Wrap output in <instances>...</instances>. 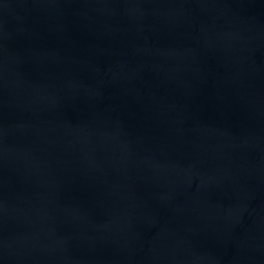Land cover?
Here are the masks:
<instances>
[{
  "label": "water",
  "instance_id": "1",
  "mask_svg": "<svg viewBox=\"0 0 264 264\" xmlns=\"http://www.w3.org/2000/svg\"><path fill=\"white\" fill-rule=\"evenodd\" d=\"M0 264H264V0H0Z\"/></svg>",
  "mask_w": 264,
  "mask_h": 264
}]
</instances>
